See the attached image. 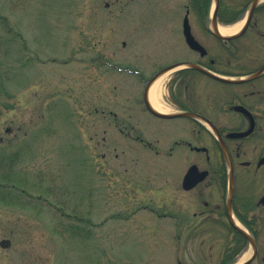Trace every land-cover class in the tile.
<instances>
[{
  "label": "rangeland",
  "instance_id": "rangeland-1",
  "mask_svg": "<svg viewBox=\"0 0 264 264\" xmlns=\"http://www.w3.org/2000/svg\"><path fill=\"white\" fill-rule=\"evenodd\" d=\"M170 5L0 0V264H219L224 257L225 238L179 246L171 236L162 199L181 159L137 153L109 113L125 93L122 62L165 55L168 26L182 21ZM189 24L200 26L193 16ZM176 130L168 124L156 137L166 143Z\"/></svg>",
  "mask_w": 264,
  "mask_h": 264
},
{
  "label": "flooded vegetation",
  "instance_id": "flooded-vegetation-1",
  "mask_svg": "<svg viewBox=\"0 0 264 264\" xmlns=\"http://www.w3.org/2000/svg\"><path fill=\"white\" fill-rule=\"evenodd\" d=\"M252 1L170 0V12L182 21L187 16L188 23L193 16L200 25L189 28L205 53L189 49L183 26H168L165 55H134L118 67L125 93L116 96L118 111L109 110L113 126L137 144V153L181 159L178 176L165 181L162 199L169 233L179 246L190 238H225L219 264H238L237 256L246 253L253 255L248 264H264V4L258 0L236 37H217L203 25H209L217 5L218 25L243 21L244 26ZM163 75L157 102L165 111H158L149 89ZM168 124L177 126L176 134L163 143L156 133ZM191 168L189 182L199 179L185 187Z\"/></svg>",
  "mask_w": 264,
  "mask_h": 264
},
{
  "label": "water",
  "instance_id": "water-1",
  "mask_svg": "<svg viewBox=\"0 0 264 264\" xmlns=\"http://www.w3.org/2000/svg\"><path fill=\"white\" fill-rule=\"evenodd\" d=\"M257 2H258V0H253L252 1L251 5L249 7L248 13H247L246 20L244 22V26H242V28L239 30L238 33L232 35V37L238 36L241 33V31H243V29L246 27L245 23H247V21H249V18L251 16L252 11H253L254 7L256 6ZM216 6L217 5L214 6V12L211 14V17H210V22H209L210 30L217 37L229 38V37H225V36L221 35L219 33L218 29H217L218 25L216 23V14H215V7ZM182 26H183V35H184L185 43L189 47V49H191L193 51H196V52H199L200 54H204L205 53L204 48L194 39V37L190 33V28H189V23H188L187 16L184 17V19L182 21ZM186 66L194 67V68L198 69V67L193 65V64H186ZM193 170H194V168L189 169V171L187 172V174L184 177L183 183L186 184L185 187H191L199 179V178H197V180L194 179L191 182H189L191 177L193 176V172H194ZM252 257H253V255L252 256L250 255L246 260L240 262L239 264H248L250 262V260L252 259Z\"/></svg>",
  "mask_w": 264,
  "mask_h": 264
},
{
  "label": "bare ground",
  "instance_id": "bare-ground-1",
  "mask_svg": "<svg viewBox=\"0 0 264 264\" xmlns=\"http://www.w3.org/2000/svg\"><path fill=\"white\" fill-rule=\"evenodd\" d=\"M262 1H264V0H262ZM242 23H243V21H240V22L233 24L231 26L218 25L217 29L221 35L227 36V35H231V34H234L235 32H237L240 29V27L242 26ZM164 78H165V75L158 78L152 84V86L149 89L150 102H151L152 106L158 111H165V109L163 107H161L157 102V97L161 91V84H162ZM248 255H249V253H246L245 256H243V258L240 259L239 263L244 261L248 257Z\"/></svg>",
  "mask_w": 264,
  "mask_h": 264
},
{
  "label": "trees",
  "instance_id": "trees-1",
  "mask_svg": "<svg viewBox=\"0 0 264 264\" xmlns=\"http://www.w3.org/2000/svg\"><path fill=\"white\" fill-rule=\"evenodd\" d=\"M201 17H203V18H205L206 16L205 15H203V16H201ZM1 197V196H0ZM230 262H227V263H225V264H229Z\"/></svg>",
  "mask_w": 264,
  "mask_h": 264
}]
</instances>
